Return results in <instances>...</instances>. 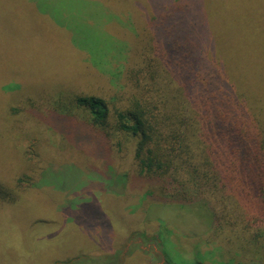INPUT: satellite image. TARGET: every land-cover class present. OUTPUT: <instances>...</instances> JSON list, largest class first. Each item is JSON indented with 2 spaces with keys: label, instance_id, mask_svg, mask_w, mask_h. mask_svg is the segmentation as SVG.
<instances>
[{
  "label": "rangeland",
  "instance_id": "rangeland-1",
  "mask_svg": "<svg viewBox=\"0 0 264 264\" xmlns=\"http://www.w3.org/2000/svg\"><path fill=\"white\" fill-rule=\"evenodd\" d=\"M210 2L212 18L227 24L221 40L236 42L242 30L264 61V0ZM171 11L166 0H0V264H166L165 255L264 264V186L228 171L230 199L216 216L204 204L139 195L134 174L124 193L108 184L119 164L107 153L115 137L74 106L77 94L111 95L109 74L139 59L148 18ZM190 16L214 30L204 7ZM250 76L264 89L261 72Z\"/></svg>",
  "mask_w": 264,
  "mask_h": 264
},
{
  "label": "trees",
  "instance_id": "trees-1",
  "mask_svg": "<svg viewBox=\"0 0 264 264\" xmlns=\"http://www.w3.org/2000/svg\"><path fill=\"white\" fill-rule=\"evenodd\" d=\"M166 3L172 11L162 21L147 20L150 33L139 39V59L109 74L117 89L107 97L77 94L73 102L92 128L115 137L107 153L114 151L119 164L108 184H120L126 193L134 174L142 179L139 195L204 204L216 216L230 199L228 171L238 170L251 186H264V111L262 117L255 112L264 106V89L250 76L264 75V61L242 42V30L231 27L236 42L221 40L227 24L209 14L210 0ZM199 7L206 9L211 32L190 16ZM165 261L179 264L166 255Z\"/></svg>",
  "mask_w": 264,
  "mask_h": 264
}]
</instances>
